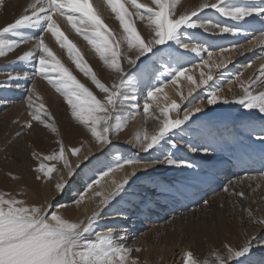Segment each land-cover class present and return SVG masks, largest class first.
Returning <instances> with one entry per match:
<instances>
[{
  "label": "snow or ice",
  "instance_id": "obj_1",
  "mask_svg": "<svg viewBox=\"0 0 264 264\" xmlns=\"http://www.w3.org/2000/svg\"><path fill=\"white\" fill-rule=\"evenodd\" d=\"M128 2L135 9L134 13L128 12L123 0H104L123 30V35L119 38L114 36L103 22L91 0H31L12 22L0 27V58L16 53L23 44L32 45L30 50L18 53L16 59L12 61L17 65L31 64V73L23 70L22 73L16 74L7 72L6 80L0 81V88L18 87L22 79L34 82L35 78L39 77L47 80V83L63 97L75 124L90 134L97 148L107 149L106 155L115 157L114 160L103 161L97 169L98 175L85 181L83 191H77L72 203L80 205L85 200V194L93 191L94 186L100 185L101 180L123 171L126 166L131 168L122 180H112L114 189L107 196L102 192H95V197L101 198L100 204L92 215L79 222H72L58 213L59 208H66L67 205L58 204L55 207L51 203L32 205L11 193H0V264H129L133 250L121 243L125 237L114 235L112 228L98 229V220L103 211L101 205L107 208L113 205L114 201L119 203L118 197L123 200L130 195L127 188L130 186L131 178L137 177L139 170H143L146 175L137 177L138 179L152 181L144 189L145 195L140 196V204L144 208L152 202L148 195H164L171 190V185L154 181L153 173L149 172V169L163 166L170 170L186 171L189 177L196 178L198 173L192 170L198 165L178 157L176 153L183 150L181 148L183 144L193 153L209 156L215 151L218 138L223 139L224 132L220 129H216L215 132L207 129L200 133L203 145L184 141V134L196 123L192 117L203 112L207 106L237 105L248 114L243 117L244 120H258L259 125L246 126L250 133L248 138L258 141L261 151L264 152V65L247 81L242 79L243 71L229 77L225 81L229 85L228 91L232 92V84H236L239 89L230 97L221 95L223 84L209 86L203 99L195 97L187 100L182 117L180 106L175 101L161 107L158 100L160 94H164L167 99L165 89L169 85H178L182 77L192 86L188 91V96H192L195 88L208 85V82L214 79L211 74L212 67L227 68L228 63L232 62L230 56H224L223 53L237 51L242 55L245 51L252 50L251 47L245 48L242 44L221 46L218 49L205 46L199 40L200 34L190 30L202 29L210 35L219 32L238 36L248 31L244 25L256 29V25L259 24L260 27L256 31L264 37V0H216L215 3H208L205 0L190 13L180 15L175 11L178 0H152L154 8L138 3L137 0ZM6 7L7 0H0V11H4ZM209 8L235 23L224 25L201 18L199 14ZM133 16L147 22V36L141 35L137 30ZM59 17H62L95 51L103 67L111 74L110 85L98 78L97 72L85 61L77 46L61 31ZM46 34H50L55 43L66 50L75 69L98 89L97 94L62 63L46 42ZM252 35L254 36L255 32ZM258 42L252 36L247 40L249 45ZM181 49L200 58V63L194 65L200 69L198 81L193 75L188 74L190 69L181 63L185 59ZM217 55H220L219 62L214 60ZM258 58L264 59V47ZM252 67L251 62L244 65L245 70ZM204 68H209V72L205 73ZM138 91L144 93L142 112L145 120L153 119L157 123L151 132L147 130L135 132L127 143L140 152L149 153L148 158H141L136 154L125 157L113 151L116 146L112 143V137L123 131L140 113ZM178 94L182 100L186 99L182 92ZM39 100L40 97L36 95L33 86L27 96V107L30 110L28 115L31 119L21 124L13 140L24 136L26 129L34 130L33 122L42 125L57 136L58 148L50 154L31 152L32 160L36 161V166L32 168L34 179L45 182L51 180L52 174L57 171L56 163L61 161L68 177H73L76 175L75 169L80 166V160H77L74 167L68 157L69 155L78 157L82 145L66 147L63 139L59 138L60 133L54 117L42 102L36 103ZM125 107L128 108V115L122 116L120 113ZM150 109L153 110L150 112ZM155 109L159 110V115H156ZM170 113H175L176 118H171ZM199 119L200 117H197V120ZM189 121H192V124H189ZM225 131L233 136L238 130L234 128ZM28 147L31 148V145ZM91 150L90 147L89 152ZM9 176L12 180H21L20 176L11 172ZM54 187L57 192L63 193L69 185L61 177ZM223 190L229 192L227 187ZM231 195L245 198L242 191H233ZM203 205L207 208L208 201L204 200ZM243 211L247 212L250 222L264 228V218L256 217L251 209ZM254 241V234L249 237L245 233V239L238 246L223 243L222 251L213 252L215 264H254L251 259ZM131 264L137 262L131 260ZM181 264L209 262L208 260L201 262L191 250H188Z\"/></svg>",
  "mask_w": 264,
  "mask_h": 264
},
{
  "label": "bare ground",
  "instance_id": "obj_2",
  "mask_svg": "<svg viewBox=\"0 0 264 264\" xmlns=\"http://www.w3.org/2000/svg\"><path fill=\"white\" fill-rule=\"evenodd\" d=\"M195 2H192V0H178L175 10L176 14L180 15L188 13L189 11L198 8L199 5L203 3V0H197ZM29 3H31V0H7L6 9L4 11H0V27L12 22ZM91 3L114 36L117 38L122 36L123 30L120 28L119 21H112V19H116L115 14L104 3V0H91ZM138 3L145 4L140 0ZM154 7L155 6H153V8ZM209 10V12L205 10L200 13V17L207 20L206 17L208 15L215 14L214 20L212 21L219 22L224 25L234 24L233 22H227V18L219 16V14L215 13L214 10ZM135 18V16L132 17L133 20ZM143 22L144 21H139V23H135L134 21V24L135 27L139 28L141 35L147 36V25L143 26L145 28L141 27L144 25ZM58 23L61 31L64 32L67 38L77 46V49L81 52L85 61L94 69V71L97 72L98 78H101L102 82H106L110 85L111 74L103 67L102 62L99 61V57L87 41L81 35L77 34L76 31L72 29V27L68 25L62 17L58 18ZM259 26V24L256 25L257 28ZM244 27L247 28L249 26L244 25ZM81 30H84L83 26H81ZM190 31L202 34L203 38L210 42V46L213 48H216L215 44H219L217 46L218 48L221 46L231 47L232 45L239 44L238 38H242V34L232 36L230 34L217 32L216 35H210L203 32L202 29ZM46 41L57 56H59V54H61V56L63 55V49L55 43L53 37L51 41L49 39H46ZM251 46L252 45L247 44V47ZM23 47L24 46L22 45L21 48L16 50V53L9 54L8 57L0 58V81L6 80L5 73L10 72V64L16 59V55L18 53L22 54L21 52ZM57 48L60 50L58 51ZM223 55L230 56L232 62L228 63L227 68L216 69L215 67H212V75L215 70H220V72L223 73L221 77H224L226 73H229L233 63H235V61H237L241 56V54L237 51L223 53ZM214 60L219 62L220 55L215 56ZM64 63V65L68 67L78 79L81 80V82L90 86V88L94 91V94L98 93V89H95V86L91 85V82L87 80V78L83 77L77 69H75V65L71 62L68 56L64 58ZM253 68H256V66L253 65ZM253 68L250 70H253ZM259 68H257L256 71ZM199 71V68L193 66L190 68V72L188 74L193 75L194 79L198 81L200 78ZM203 71L208 73L209 68H204ZM248 77L249 76L243 75L242 79L247 81ZM219 84H222L220 80L209 81L208 85H205V95L207 94L206 89L209 86H216ZM190 87H192L190 83L183 77L178 82V85H169V87L165 89L167 99H165L164 94H160L158 97L160 106L164 107L169 105L172 101H175L180 106V110L182 106L185 108L187 100H189L190 97L188 96ZM47 88L44 92L40 88H36V95L40 97V100L36 101V103L38 104L42 102L45 105L46 110L52 114L55 124L59 129V138L63 139L66 147L82 145V150L81 153L78 154V157H72L71 155L68 157L74 167L77 160H80L79 168L75 169L76 173L84 171L86 165H95L97 161L96 157L103 158L104 155L106 159L114 160L115 157L113 155H106L107 149L97 148L90 134L87 133L81 126L75 124L63 97L56 91L53 92V90ZM199 88L201 87L194 89L192 96ZM228 88L229 85L224 87L221 95H227L230 97L233 93L239 91L236 84L231 86L232 92H229ZM179 92L183 93L184 97H186L185 100L181 99V96L178 94ZM137 94L139 97L138 104L140 113L136 115L134 120H131L127 124L123 131L112 137V143L116 146L113 151L114 153L118 152L123 154L125 157L136 154L141 158H148L150 155L149 153L140 152L137 148H134L132 145L127 143L129 139L133 138L135 132H142L144 130L151 132L157 123L153 119L145 120L142 112L144 94L142 91H138ZM153 108H155V105ZM152 110L153 109H150V112ZM155 113L156 115H159V110L155 109ZM19 114L20 113H17L15 116L6 119L0 118V187H2L0 188V193H11L17 196V198L24 199L32 205L47 203H51L53 205L56 201L63 199L70 188L75 192L83 191L84 185H82L80 189H78L76 185L73 186L72 183L74 182L75 175L73 177H68L62 161L56 163L57 171L52 174L51 180L45 182L36 181L34 179L32 168L36 166V161L32 160L31 152L36 151L42 153L40 149V143L42 142L43 144L44 142L47 143V145H57V136L51 133L50 130L44 128L42 125L33 122L34 130L26 129L24 130V136L13 140L15 132L20 129L21 124L31 119L29 116L25 119V117L19 116ZM126 115H128V112H126ZM247 115L248 114L243 112V110H241L237 105L218 104L214 106H207L203 112L198 113L197 116H193L192 120L196 121V123L192 124L191 122L190 124H192V128L189 129L188 133L184 134V141L186 143L203 145L204 141L200 138V133L207 129H211L213 132H215L216 129H220L224 132L223 139L218 138L217 143L215 144V151L211 155L205 156L202 153H194V155H192L195 157L189 161L198 165L196 169L192 170L198 173L197 177L192 178L188 176L186 171L170 170L163 166H156L149 169L148 171L153 173L154 181L171 185V190L164 195H148V199L152 202L147 208H144L140 204V196L145 195L144 189L148 187L152 181L138 179L137 177H144L146 175L143 170H139L137 172V177L131 178L130 186L127 188V192L130 195L126 196L123 200H120L118 197L117 200L119 203L114 201L113 205H110L107 208H104L103 205H101L103 211L101 212L100 219L98 220V229L106 230L108 228H112L114 230V235L117 233L115 232L116 230H120L122 235L125 237L124 240L129 242L133 237V234H135L136 231H140V228L144 226V223H142L143 221H149L152 223L162 221L167 217L178 214L181 210L186 209L187 207L190 208L194 207L198 203L200 204V202H202L207 195L209 196L212 191L230 185L232 180L239 181L245 178L244 176L247 174L258 175L264 172V152L261 151L258 141L248 138L250 133L247 131L246 127L248 124L259 125V121L244 120L243 117ZM170 116L173 119L176 118L175 113H170ZM197 117H200V119L197 120ZM16 119L19 121L14 123ZM234 128L238 131L233 136L228 135L227 131H225L226 129ZM29 145H31V148L28 147ZM181 146L183 147L184 145L182 144ZM90 147L92 149L91 152H89ZM185 149L178 151L176 153L177 156L183 159H186L187 157L189 158V156H187V151L189 154L191 151L187 147H185ZM84 156H87L88 158L83 159ZM188 158L186 160H188ZM130 171L131 168L126 166L123 171L113 173L109 177L101 180L100 185L94 186L93 191H89L85 194V200L80 205L72 203V201L76 198V195H71V204L66 208H59L58 213L72 222H79L82 219H86L88 216L92 215V213L96 210L97 205L100 204L101 198L95 197V192L99 191L107 196L114 189L112 180H122L123 176ZM10 172L14 175L20 176L21 180H12L9 176ZM96 175H98V172H96L93 177L87 176L88 180L95 178ZM254 176L252 177L254 178ZM263 176L264 175H262V177ZM61 177H63L69 185L63 193L57 192L54 187L55 183L61 180ZM133 193L139 195H132ZM63 201L64 200H61L60 203L62 204ZM254 215L258 218H264V206L260 207L257 212H254ZM120 222L123 223L121 224ZM237 222L238 221L236 220L231 223L225 220H219L218 223L213 224L204 232H197V235L194 236L195 239L192 244L193 246H187L188 244L184 245L185 243L183 245L179 244L176 247V250L168 253L158 251L157 249H150L152 252L139 251L134 257L135 261L137 264H181L185 252L191 250L194 253V256L201 262L208 260L209 264H215L213 257V252L215 250L222 251L223 243H229L233 246L240 245L245 239V233H247L249 237L253 234L255 235L251 259L254 264H264V228L258 227L250 221L248 222L250 227L246 225L247 222L245 221H240L244 224ZM187 238L189 239V237ZM132 257L133 254L130 255L129 264H131Z\"/></svg>",
  "mask_w": 264,
  "mask_h": 264
},
{
  "label": "rangeland",
  "instance_id": "obj_3",
  "mask_svg": "<svg viewBox=\"0 0 264 264\" xmlns=\"http://www.w3.org/2000/svg\"><path fill=\"white\" fill-rule=\"evenodd\" d=\"M140 1L142 3H145L146 5L148 4V6L150 7L154 6L152 4V0H140ZM179 1H182V0H179ZM195 1L197 0H192V2H195ZM123 2H124L125 8L128 10L129 13L135 12V9L132 7V5L128 3V0H123ZM204 2L205 0H203V3ZM207 2L215 3L216 0H211V1L207 0ZM150 4H152L153 6ZM209 9H205V10L209 12L210 11ZM214 17H215V14H210L206 18L214 20ZM112 21H116V19H112ZM134 21L135 23H139V21L141 20H139L136 17L133 20V22ZM226 21L230 23L233 22L228 18L226 19ZM143 24L144 25H142L141 27L145 28L143 26H146L147 22L144 21ZM259 27L258 28L256 27V29H259ZM246 29H248V31L242 34V38H238L239 39L238 43L244 45V47L246 48L248 44L247 40L249 36H252L253 39H256L258 41L260 40L259 41L260 43H256L255 46L252 45L251 51H245L240 56V58L237 61H235V63H233L229 73H226L224 77H221L223 73L220 72V70L214 71L213 81L220 80V82L224 85V87L228 86V84L225 83V81L228 80L229 77H234V75H236L238 72H241V71L243 72L245 71L244 75L250 77L251 75H253V73L256 71L257 68H259L262 64H264V59L258 58L261 54L262 47H264V37H261L259 32L256 31V29H251L249 27H247ZM137 30L140 31L139 28ZM253 32H255L254 36L252 35ZM46 39H49L51 41L52 40L51 35L46 34L45 40ZM199 39L200 41H203V43L206 40L203 38L202 34L199 35ZM204 45L210 46L211 44L210 42L206 40ZM218 45L215 44L217 49H218L217 47ZM23 46L24 47L21 53H23L24 51L30 50L32 47L31 44H23ZM59 50L60 49H58V51ZM180 51L183 52L184 57H185V59L181 61V63L185 67L190 69L191 67L195 65L196 62H197L196 65L200 62V58L195 56V54L186 52L183 49H181ZM65 57H67V53H66V50L63 49V55L61 56V54H59L58 56V58L61 59L63 64H65L64 63ZM250 62L253 65H255L256 68L252 67L253 70H250L252 68L245 70L244 65H247ZM10 69H11L10 72H12L13 74H16L18 72L22 73V70L28 71L29 73H31L32 65L31 64L17 65V64L11 63ZM249 72H250V75H249ZM33 86L35 88V92H37L36 91L37 87L40 88L43 92L46 90L47 87H48L47 89L50 88L51 90H53V92L55 91V89L47 83V80L41 79L39 77H36L34 82L29 79H22L19 81L18 87L1 88L0 89V118H5V119L10 118V117L15 116L17 113H20L19 116L25 117V119L28 118L29 116L28 112L30 110L27 107V96L29 94V90L33 88ZM206 95H205V86H203L197 89L194 95L189 97V100L195 97L203 99ZM184 109H185L184 106H182L180 110L181 117H182V113ZM126 112H128L127 107L123 108L120 114L122 116H125ZM17 121L19 120L16 119L15 122ZM191 122L192 121H189V124ZM46 145L47 143L45 142L44 144L43 142L40 143V149L43 154H50L51 152L55 151L58 148V146L55 144L54 145L48 144L47 147ZM182 149L184 150L185 147L183 146ZM187 153H188L187 156H189V158L187 157L188 160L190 159L192 160L195 157V156H192L194 155V153L191 152L189 154L188 151ZM105 159L106 157L104 155H103V158L96 157L97 161L95 165L94 164L86 165L87 167L85 166L86 168L84 171L77 172L76 175L74 176V182L72 183L73 186L76 185L77 188L80 189L82 185L85 184V181L88 180L87 176L93 177L96 174L97 169H99V167L101 166L100 164L103 163L102 160H105ZM262 173L258 175L247 174L244 176L245 178L239 181L232 180V183L230 182L231 184L226 186L229 189V192H225L223 190L225 186L219 189H216L215 191H212L209 196L207 195L208 198L207 197H206L207 199L205 198L208 201L207 208H205L203 205V201L205 200L204 199L202 200V202H200V204L198 203L194 207H190V208L187 207L186 209L181 210L178 214H174L171 217H167L162 221H159L156 223H152L149 221H143L142 223H144L143 224L144 226L140 228V231H136L135 234H133V237L130 239L129 242L127 240H123L121 243L126 245L129 249L133 250L131 252V254H133L132 260H135L134 257L136 253L139 252V251H135L136 249H140V251H143V252H150V251L152 252V250L150 249H157L158 251H164L168 253L170 251L176 250V247L179 244L183 245L185 243L184 245L188 244L187 246H191L194 243V239H195L194 236L197 235V232L199 231L204 232L205 230L210 228L213 224L218 223L219 220H225L229 223L233 222L234 220L238 221L237 223H239L240 221L241 222L245 221L247 222L246 225L250 227V225L248 224L249 218L247 216V212L243 210L251 209L252 212L254 213V212H257L260 209V207L264 206V176L262 177ZM252 176H254V178ZM233 191L235 192L242 191L245 194V198L241 199L238 196L231 195ZM76 193L77 191L75 192L73 189L70 188V190L67 192V194H65L63 199H61V200H64L62 204L67 205L68 207L71 204V201H70L72 198L71 195L72 196L76 195ZM60 201H56L54 203L55 205L53 204V206L55 207L56 205L61 204ZM221 205H223V207H221ZM120 223L122 224L123 222H120ZM241 224H244V223H241ZM115 232H117L115 233V235H119V234L122 235V232H120V230H116ZM187 237H189V239Z\"/></svg>",
  "mask_w": 264,
  "mask_h": 264
}]
</instances>
